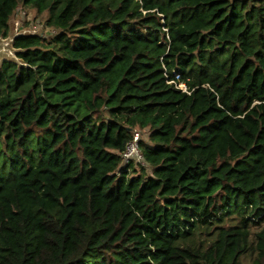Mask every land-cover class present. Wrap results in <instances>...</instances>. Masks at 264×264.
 I'll list each match as a JSON object with an SVG mask.
<instances>
[{"label": "trees", "instance_id": "trees-1", "mask_svg": "<svg viewBox=\"0 0 264 264\" xmlns=\"http://www.w3.org/2000/svg\"><path fill=\"white\" fill-rule=\"evenodd\" d=\"M20 3L55 33L0 62V264H264V0H0L1 37Z\"/></svg>", "mask_w": 264, "mask_h": 264}, {"label": "rangeland", "instance_id": "rangeland-1", "mask_svg": "<svg viewBox=\"0 0 264 264\" xmlns=\"http://www.w3.org/2000/svg\"><path fill=\"white\" fill-rule=\"evenodd\" d=\"M12 18L9 21V38H13L19 34H39L42 36L49 35L50 32L52 34L55 33L54 30H51L44 24L45 13H37L35 10L28 8L27 6H23L20 3L17 6V9L14 12ZM6 37V38H7ZM180 87L185 90L186 87L182 84ZM139 133V137L143 138L144 141L147 140V129H134V132ZM137 167H143L146 173L150 172L149 166H147L144 161L141 160Z\"/></svg>", "mask_w": 264, "mask_h": 264}, {"label": "water", "instance_id": "water-1", "mask_svg": "<svg viewBox=\"0 0 264 264\" xmlns=\"http://www.w3.org/2000/svg\"><path fill=\"white\" fill-rule=\"evenodd\" d=\"M13 38L0 36V62L9 60L22 65L23 63H21L20 59L16 56L18 49L12 44Z\"/></svg>", "mask_w": 264, "mask_h": 264}, {"label": "built area", "instance_id": "built-area-1", "mask_svg": "<svg viewBox=\"0 0 264 264\" xmlns=\"http://www.w3.org/2000/svg\"><path fill=\"white\" fill-rule=\"evenodd\" d=\"M138 140H139V133L135 131L132 135L131 141L128 142L125 151L122 153V158L124 163H127L130 160H134L139 163L141 162L142 156L139 151Z\"/></svg>", "mask_w": 264, "mask_h": 264}, {"label": "clouds", "instance_id": "clouds-1", "mask_svg": "<svg viewBox=\"0 0 264 264\" xmlns=\"http://www.w3.org/2000/svg\"><path fill=\"white\" fill-rule=\"evenodd\" d=\"M184 86V84H182ZM180 87V86H179ZM181 88V87H180ZM182 89V88H181ZM183 90V89H182Z\"/></svg>", "mask_w": 264, "mask_h": 264}]
</instances>
